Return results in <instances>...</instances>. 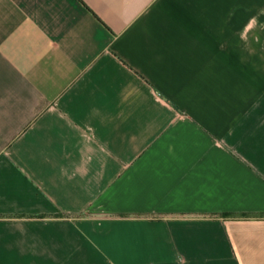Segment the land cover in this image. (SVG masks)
<instances>
[{
    "label": "crops",
    "instance_id": "crops-1",
    "mask_svg": "<svg viewBox=\"0 0 264 264\" xmlns=\"http://www.w3.org/2000/svg\"><path fill=\"white\" fill-rule=\"evenodd\" d=\"M0 264H264V0H0Z\"/></svg>",
    "mask_w": 264,
    "mask_h": 264
}]
</instances>
